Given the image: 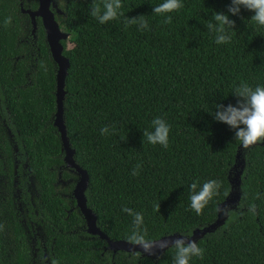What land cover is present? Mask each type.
Returning <instances> with one entry per match:
<instances>
[{
  "label": "trees",
  "instance_id": "obj_1",
  "mask_svg": "<svg viewBox=\"0 0 264 264\" xmlns=\"http://www.w3.org/2000/svg\"><path fill=\"white\" fill-rule=\"evenodd\" d=\"M51 1L54 20L68 35L60 41L68 60L62 122L73 161L87 173L84 197L98 230L129 242L133 217L122 211L128 207L143 214L147 239L188 238L216 220L239 163L233 212L196 240L204 255L190 264H264V143L243 148L235 130L213 116L217 104H237L233 93L242 82L264 86V26L251 20L254 13L243 7L228 13L231 0H182L166 24L153 13L163 0H122L123 15L100 24L90 14L93 0ZM214 12L235 21L230 43L216 44L208 30ZM140 15L148 29L125 23ZM4 20L0 10V264H174L172 246L150 259L112 252L86 233L71 195L77 176L64 166L52 125L56 68L40 21L37 61L25 83L11 80ZM156 117L171 126L167 148L143 138ZM104 127L110 134H101ZM211 179L222 187L197 215L190 185ZM61 180L72 182L59 190ZM252 204L256 215L248 211Z\"/></svg>",
  "mask_w": 264,
  "mask_h": 264
},
{
  "label": "clouds",
  "instance_id": "obj_2",
  "mask_svg": "<svg viewBox=\"0 0 264 264\" xmlns=\"http://www.w3.org/2000/svg\"><path fill=\"white\" fill-rule=\"evenodd\" d=\"M123 7L122 0H102V3H95L93 0L90 9L91 16L95 17L100 24H106L109 21L118 19L123 13L120 9ZM184 7L182 0H163L162 3L153 8V13L160 16H165L164 23L170 24L172 22L171 15L173 12H178ZM241 7L251 11L254 15L251 20L260 26H264V0H231V5L228 7V13L238 15ZM214 23L207 24L208 30L215 33V43L225 44L230 43L232 36L228 29H235V21L229 18V15L222 12H214ZM11 17H6L4 26L11 24ZM126 24L138 25L141 30L148 29V21L144 15L138 17H127ZM237 98V104L234 106L229 103L217 104L216 110L213 114L214 119L218 122L227 124L230 128L235 130V140L239 141L243 148L247 149L258 143H264V86L258 85L255 88L249 86L247 83H241L233 93ZM171 126L163 118L156 117L152 120V130L144 131L143 138L149 144H159L165 148L169 144V134ZM111 130L108 127L101 129V134H110ZM142 165L138 164L132 170V175H139V170ZM222 187L220 181L211 179L198 187L197 182L190 185L191 208L200 215L203 209L209 204L215 196L219 194V189ZM260 194L257 193V197ZM156 210H160L157 205ZM122 211L128 213L133 217V231L129 235L128 240L133 245L140 246L142 253L153 254V250L159 246L160 249L169 247L167 240L158 242L146 238L147 229L144 227V217L140 212L134 211L132 208L124 207ZM248 211L256 215V206L252 204ZM220 212L229 216L233 210L230 208H221ZM3 225H0V229ZM182 238L175 239L171 246L175 248L174 264H190L193 257L203 258L204 249L201 248L195 240H191L183 235ZM141 251H137L139 256ZM51 264H58V261H51Z\"/></svg>",
  "mask_w": 264,
  "mask_h": 264
},
{
  "label": "water",
  "instance_id": "obj_3",
  "mask_svg": "<svg viewBox=\"0 0 264 264\" xmlns=\"http://www.w3.org/2000/svg\"><path fill=\"white\" fill-rule=\"evenodd\" d=\"M37 1V9L35 11H24L29 19L32 28L34 29V18L37 17L41 21V25L44 31L45 42L48 47V51L50 57L54 64L56 65V72H55V91H54V99H55V113L53 115V127L56 128L60 143H61V150L63 152V163L65 168L68 170H72L76 176L77 180L75 181L71 195L75 201V206L80 212L84 222H85V231L89 235L98 236L100 239L104 240L106 243V248L112 252L116 251H123L126 253H132L141 251V256L153 259L156 256L163 253L166 249L171 247L172 242L175 239L182 238L180 235L172 234L169 236L161 237L157 240L159 242L167 240L169 243V247L165 249H160L159 246L153 250V254L142 253L143 249L138 245H133L132 243L118 240V241H111L106 238L96 227L95 225V216L94 214L86 207V199L84 197V191L87 186L88 176L84 169H81L78 165H76L73 161V151L70 149L68 141L65 136L64 125L62 122V99L64 96L63 85H64V78L66 75V69L68 67V60L62 56V46L60 41L66 40L68 35L62 32L56 21L54 20V14L52 12L53 4L51 0H36ZM57 12V11H56ZM239 157V152H237L235 159ZM240 167L239 172L237 173L234 178L230 181L231 184V191L229 195L226 197L224 202L218 206L217 210V218L216 220L208 225L207 227L201 230H195L192 232L191 236L188 237L191 240H197L202 238L205 234L212 232L215 228L221 225L223 222L225 215L220 212L221 208H232L235 206L236 202L239 199V195L234 188L238 187L239 180L237 179L238 175L241 173V165L237 164Z\"/></svg>",
  "mask_w": 264,
  "mask_h": 264
},
{
  "label": "rangeland",
  "instance_id": "obj_4",
  "mask_svg": "<svg viewBox=\"0 0 264 264\" xmlns=\"http://www.w3.org/2000/svg\"><path fill=\"white\" fill-rule=\"evenodd\" d=\"M52 4L53 10L56 12L57 9L55 3L52 2ZM36 9V0H0V10H2L4 18L11 17L12 20L11 24L8 26L10 38L12 40L11 49L13 52V56L9 60L10 72L12 73L11 80H14L17 76H20L22 79L25 80L24 82L27 83L28 80L31 78L30 72L31 68H34L33 63H36L37 61L33 59L32 56L34 55L33 46H35V43L37 41V35L35 34L36 30L38 29L37 22L38 20L40 21V19L37 17L34 18L33 29L28 15L24 12L27 10L35 11ZM43 41L44 43H46L45 36L43 37ZM54 66L56 68L55 64ZM236 167L239 168L237 164ZM68 173H70V171ZM70 182H72V180H61L58 182L57 188L61 190L62 188L66 187L67 184Z\"/></svg>",
  "mask_w": 264,
  "mask_h": 264
}]
</instances>
